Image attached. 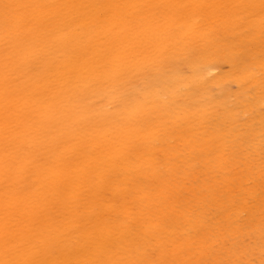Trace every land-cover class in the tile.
Here are the masks:
<instances>
[{"label": "rangeland", "instance_id": "rangeland-1", "mask_svg": "<svg viewBox=\"0 0 264 264\" xmlns=\"http://www.w3.org/2000/svg\"><path fill=\"white\" fill-rule=\"evenodd\" d=\"M0 264H264V0H0Z\"/></svg>", "mask_w": 264, "mask_h": 264}, {"label": "bare ground", "instance_id": "bare-ground-1", "mask_svg": "<svg viewBox=\"0 0 264 264\" xmlns=\"http://www.w3.org/2000/svg\"><path fill=\"white\" fill-rule=\"evenodd\" d=\"M62 2V1H61ZM186 2V1H185ZM23 3V2H22ZM48 6V5H47ZM53 7V6H52ZM148 7V6H147ZM50 8V7H49ZM177 8V7H176ZM41 9V8H40ZM49 10V9H48ZM259 10V9H258ZM197 12V11H196ZM182 13V12H181ZM37 15V14H36ZM257 15V14H256ZM12 20V19H11ZM37 20V19H36ZM118 21V20H117ZM34 22V21H33ZM36 24V23H35ZM40 25V24H39ZM179 26V25H178ZM71 29V28H70ZM127 30V29H126ZM87 31V30H86ZM125 31V30H124ZM18 32V31H17ZM114 32V31H113ZM89 34V33H88ZM176 34V33H175ZM10 35V34H9ZM88 36V35H87ZM96 36V35H95ZM168 36V35H167ZM177 36V35H176ZM38 37V36H37ZM108 38H111V37H108ZM131 38V37H130ZM100 40V39H99ZM67 42V41H66ZM103 42V41H102ZM109 42H110V40H109ZM77 43V42H76ZM136 43V42H135ZM94 44V43H93ZM116 44V43H115ZM107 45H109V44H107ZM111 45V44H110ZM114 45V44H113ZM91 46V45H90ZM134 46H135V44H134ZM91 47H93V46H91ZM113 48V47H112ZM92 49V48H91ZM95 49V48H94ZM144 48H142V50H143ZM93 50V49H92ZM122 50V49H121ZM136 50V49H135ZM95 51V50H94ZM97 51V50H96ZM145 52V51H144ZM126 54V53H125ZM29 55V54H28ZM92 55V54H91ZM132 55V54H131ZM218 55V54H217ZM133 56V55H132ZM134 57V56H133ZM151 58V57H150ZM82 59V58H81ZM79 60V59H78ZM87 60V59H86ZM114 60V59H113ZM98 61V60H97ZM79 62V61H78ZM94 62V61H93ZM120 62V61H119ZM76 65V64H75ZM119 65V64H118ZM119 68V67H118ZM75 69V68H74ZM124 69V68H123ZM118 71V70H117ZM63 72V71H62ZM204 75V74H203ZM205 76V75H204ZM78 78V77H77ZM111 79V78H110ZM74 81V80H73ZM94 81V80H93ZM104 81V80H103ZM79 82V81H78ZM122 87V86H121ZM145 92V91H144ZM28 95V94H27ZM68 96V95H67ZM29 97V96H28ZM258 118V117H257ZM10 138V137H9ZM101 141V140H100ZM90 142V141H89ZM89 145V144H88ZM115 145V144H114ZM143 146V145H142ZM146 147H148V146H146ZM154 147V146H153ZM120 153V152H119ZM91 155V154H90ZM146 158H147V156H146ZM108 169V168H107ZM68 184V183H67ZM221 201V200H220ZM102 208V207H101ZM246 210V209H245ZM251 213H252V211H251ZM260 216V215H259ZM110 236V235H109ZM9 243V242H8ZM92 245V244H91ZM250 245V244H249ZM94 248H95V246H94ZM98 249V248H97ZM100 251V250H99ZM101 252V251H100ZM72 263V262H71Z\"/></svg>", "mask_w": 264, "mask_h": 264}]
</instances>
